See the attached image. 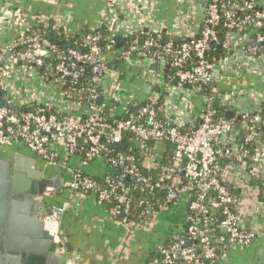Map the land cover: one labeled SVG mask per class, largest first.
I'll list each match as a JSON object with an SVG mask.
<instances>
[{"label": "built area", "instance_id": "obj_1", "mask_svg": "<svg viewBox=\"0 0 264 264\" xmlns=\"http://www.w3.org/2000/svg\"><path fill=\"white\" fill-rule=\"evenodd\" d=\"M232 1L207 0L201 16L192 0H180L169 21L159 15L163 1L107 0L102 24L85 37L83 51L63 50L32 31L40 25L67 36L80 33H68L64 19L30 17L15 0L0 1V150L21 146L63 170L72 193H93L98 205L111 206L128 234L151 233L159 217L128 223L124 215L134 193L163 191L166 204L183 206L185 233L157 244L145 264H224L232 251L250 250L264 235V105L236 110L227 120L240 94L220 92L232 79L223 73L229 57L210 58L219 43L215 27L223 21L225 49L237 37L247 61L257 60L264 51V7L258 6L264 0ZM236 11L251 15L238 19ZM102 26L132 40L119 52L107 47L125 62V75L105 59ZM52 58L55 63L47 61ZM125 134L131 142L117 150ZM168 146L171 156L165 155ZM95 162L105 169L97 177L86 172ZM140 205L152 211L150 202ZM65 211L52 206L45 222L61 244Z\"/></svg>", "mask_w": 264, "mask_h": 264}, {"label": "crops", "instance_id": "obj_2", "mask_svg": "<svg viewBox=\"0 0 264 264\" xmlns=\"http://www.w3.org/2000/svg\"><path fill=\"white\" fill-rule=\"evenodd\" d=\"M159 1L164 2L159 13L160 17L169 21L174 20L180 0ZM192 1L198 10V3H206L207 0ZM106 3L107 0H15L13 2L14 6L23 8L30 17L45 15L64 19L66 30L70 34L99 28ZM197 24L196 22L193 26L196 27ZM126 26L127 23L124 22L123 27ZM227 44L229 72L225 67L223 73L231 75L232 79L222 82L220 92L240 94L235 100V105L229 107V110L250 111L256 109L260 103L264 105V51L258 54L255 62L249 63L239 38L232 37ZM4 150L10 156L19 153L35 158L36 170L42 172L46 178H63L64 187L59 193H45L42 197L36 198V201L47 203L48 210L52 205L64 207L66 210L61 219L62 234L65 238L61 249L53 247V244L57 246L55 241L49 243L39 236L31 235L29 227L31 213L23 212L20 219L12 226L10 233H2L0 230V245L8 242L15 250V253H12L14 257L22 258L26 255L28 264H68L72 259L76 264H145L152 258L156 245L164 241L167 234L185 226V211L179 209L160 215L151 233L128 234L113 219L110 206L98 205L90 195L72 193L66 187L67 178L63 176V170L47 167L40 157L21 146ZM86 172L97 177L104 174L105 169L101 163L95 162L88 166ZM44 220L41 221L44 230L47 231ZM260 250H264V235L252 249L232 251L224 264H256ZM8 257L11 255L2 254L0 248V264H10Z\"/></svg>", "mask_w": 264, "mask_h": 264}, {"label": "water", "instance_id": "obj_3", "mask_svg": "<svg viewBox=\"0 0 264 264\" xmlns=\"http://www.w3.org/2000/svg\"><path fill=\"white\" fill-rule=\"evenodd\" d=\"M197 7L200 15H207L205 2L198 3ZM40 56L51 58L48 51H41ZM134 70L136 74H139L140 67L135 66ZM143 91L149 92V86L143 87ZM98 102L101 103L102 98H99ZM233 113L232 110H228L225 114L226 119L231 120ZM63 184L62 177L49 179L42 172L37 171L35 158L19 153L10 156L5 150H2L0 152V230L2 233H10L16 220L20 219L23 212H27L31 213L29 218L31 235L39 236L49 243L56 242L54 237L44 230V224L41 221L45 219L46 222L52 206L55 205H52L48 210V204L44 201H36V198L42 197L45 193H59L64 187ZM53 247L61 249L62 245L57 243V246L53 244ZM0 248L2 254L11 255L8 257L11 261L10 264L29 263L26 255H23L22 258H15V255L12 254L15 253V250L8 242L1 243ZM256 264H264V250L258 255Z\"/></svg>", "mask_w": 264, "mask_h": 264}, {"label": "trees", "instance_id": "obj_4", "mask_svg": "<svg viewBox=\"0 0 264 264\" xmlns=\"http://www.w3.org/2000/svg\"><path fill=\"white\" fill-rule=\"evenodd\" d=\"M223 3H230L232 4V0H221ZM240 2L244 3L247 2L248 0H239ZM260 7H264L263 3L259 2ZM228 9H231V6H228ZM247 15H251V11H236L235 12V17L238 19H243L245 16ZM223 21H221V23L215 27V31H217L218 33V39H219V43H216L212 46V50L210 51V58L214 61V62H218L219 60H221L222 58H224L226 56V49L224 47V44L226 42V29L224 28V23H222ZM33 30L36 33L40 34L42 37H45L46 39H48L49 41H51L52 43L58 45L59 47H61L63 50H70V49H74V50H78V51H83L84 49L82 48V44L84 42L85 37H87L88 35H91L93 32V30L91 29H85L83 31H81L79 34L74 35V36H67L64 33L58 32L56 30L53 29V27H48V28H43L40 25H35L34 27H32ZM101 34V42L99 43L101 48L104 50V55H105V59L107 61V63H109V65L117 70H120L122 75H125V73L127 72V68H126V64L124 61L117 59V55L114 54L113 50L112 51H108L107 47L109 45H113L114 49L117 50L118 52L122 49H128L129 46L131 45L132 40L123 38V37H114L111 35L110 31L105 27L102 26L99 30H98ZM50 63H55V59H48L47 60ZM169 69H171L170 67H168ZM206 93V91L204 92ZM4 97L2 95H0V100H2ZM215 108L218 109V112L220 114H224L225 113V109L220 107L218 104L215 105ZM132 136L130 134H125L124 138H123V143L116 147V149H126L127 146L129 145V143L131 142ZM168 152L165 153L166 156H171L172 152L170 147L168 146ZM99 183L101 185L104 186V183L102 182V180H98ZM262 190H263V195L264 196V184H261ZM90 196H92L94 198L95 195L90 194ZM165 192L163 191H155L154 193L148 195L146 193H139L136 192L133 194L132 199H133V204L132 207L129 211L128 214L124 215V218H126L128 220V223L132 224L133 226L141 221V219H145L146 222H151L152 219L154 218V215H162L164 213V210L162 209L163 206H166L168 208V211H173V210H183L184 208L183 206H176V205H170V204H166L165 203ZM146 201V202H150L152 205V211H150L149 213H147L146 208L144 205H140V201ZM111 207V206H110ZM185 224V221H184ZM134 228H132V232H134L133 230ZM186 230V227L184 226L183 228H179L178 231L176 232H172L170 234H167L165 237V240H167V238L173 234V233H179L181 232V234H184ZM210 231L212 232V234H214L215 236H221L224 235L223 232L221 230H216L215 227H210ZM136 232V231H135ZM164 240V241H165ZM218 250H219V256H221L222 252H223V246L222 245H217ZM218 256V258H219ZM152 257H155L154 255ZM216 264L220 263V260L216 261Z\"/></svg>", "mask_w": 264, "mask_h": 264}, {"label": "flooded vegetation", "instance_id": "obj_5", "mask_svg": "<svg viewBox=\"0 0 264 264\" xmlns=\"http://www.w3.org/2000/svg\"><path fill=\"white\" fill-rule=\"evenodd\" d=\"M261 251H263V250H260V251H259V254H260Z\"/></svg>", "mask_w": 264, "mask_h": 264}, {"label": "rangeland", "instance_id": "obj_6", "mask_svg": "<svg viewBox=\"0 0 264 264\" xmlns=\"http://www.w3.org/2000/svg\"><path fill=\"white\" fill-rule=\"evenodd\" d=\"M101 168L103 169V167L101 166Z\"/></svg>", "mask_w": 264, "mask_h": 264}]
</instances>
